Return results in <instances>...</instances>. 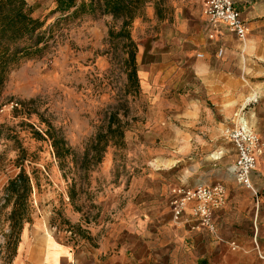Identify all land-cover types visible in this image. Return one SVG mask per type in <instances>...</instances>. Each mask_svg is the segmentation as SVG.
Returning <instances> with one entry per match:
<instances>
[{"label":"rangeland","instance_id":"1","mask_svg":"<svg viewBox=\"0 0 264 264\" xmlns=\"http://www.w3.org/2000/svg\"><path fill=\"white\" fill-rule=\"evenodd\" d=\"M26 1L32 16L45 22L47 42L41 56L13 69L0 90V206L3 188L21 167L30 178L32 214L23 226V250L18 245L11 264H42L44 234L86 240L111 202L116 213L133 183L155 181L156 171L171 163L173 134L160 123L170 117L164 104L175 95L169 79L141 81L142 72L159 64L156 50L147 54L156 33L148 15L136 10L123 31L124 18L97 4L92 12L72 13L55 11L57 0ZM46 131L69 154L56 159ZM9 211L0 210V264H7Z\"/></svg>","mask_w":264,"mask_h":264},{"label":"crops","instance_id":"2","mask_svg":"<svg viewBox=\"0 0 264 264\" xmlns=\"http://www.w3.org/2000/svg\"><path fill=\"white\" fill-rule=\"evenodd\" d=\"M232 1L243 39L210 23L204 0H139V12L156 27L147 54L156 50L159 63L141 81L169 79L175 95L164 104L170 117L160 123L171 128L173 160L155 181L133 183L116 213L111 202L86 240L42 237V264H264V0ZM239 117L262 146L250 176L256 195L235 182L236 152L224 136ZM215 183L224 186L225 201L213 210L211 231L196 223L193 204L179 218L172 215L173 190Z\"/></svg>","mask_w":264,"mask_h":264},{"label":"trees","instance_id":"3","mask_svg":"<svg viewBox=\"0 0 264 264\" xmlns=\"http://www.w3.org/2000/svg\"><path fill=\"white\" fill-rule=\"evenodd\" d=\"M100 1L103 3L106 13L115 18H124L123 31L129 26L130 21L134 18L133 13L138 10L139 6V0H89L88 5H85L83 1L77 3L75 0H57L58 6L55 11L73 10L72 13H76L87 7L88 11L92 12L93 5L99 4ZM32 13V8L26 0H0V90L13 69L18 68L25 61L41 56L46 46L45 22L34 18ZM125 34L128 36V33ZM131 55V59H133V54L131 53ZM129 77L133 81H137L134 69L129 73ZM115 130L118 131V129ZM108 131L114 132L110 127ZM45 134L52 142L56 159H62L69 154V150L63 148L50 133L46 131ZM37 136L43 140L39 133ZM98 143H100V139ZM106 144L107 142L104 143V145ZM30 195V178L20 167L19 173L10 179L2 190L0 210L10 209L4 217L7 230L3 234L7 264H11L16 256L24 224L31 222Z\"/></svg>","mask_w":264,"mask_h":264},{"label":"built area","instance_id":"4","mask_svg":"<svg viewBox=\"0 0 264 264\" xmlns=\"http://www.w3.org/2000/svg\"><path fill=\"white\" fill-rule=\"evenodd\" d=\"M203 13L210 23H223L239 39L244 38V25L232 0H204ZM224 136L232 142L236 152L233 167L235 182L256 195L250 176L256 167L258 157L262 154L259 138L241 117L237 119L232 129L225 131ZM224 201L225 188L221 183H215L173 190L169 207L172 215L179 218L185 207L193 204L191 214L196 219V223L211 231L213 210L222 207Z\"/></svg>","mask_w":264,"mask_h":264},{"label":"bare ground","instance_id":"5","mask_svg":"<svg viewBox=\"0 0 264 264\" xmlns=\"http://www.w3.org/2000/svg\"><path fill=\"white\" fill-rule=\"evenodd\" d=\"M47 237H48V239H50V236L46 233L45 234L46 243H47ZM46 257H47V249H46V253H45V259H46Z\"/></svg>","mask_w":264,"mask_h":264}]
</instances>
